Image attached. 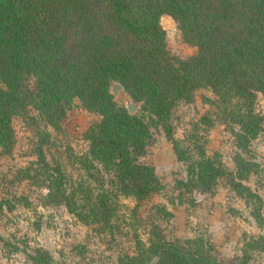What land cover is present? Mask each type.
I'll use <instances>...</instances> for the list:
<instances>
[{
  "label": "trees",
  "instance_id": "1",
  "mask_svg": "<svg viewBox=\"0 0 264 264\" xmlns=\"http://www.w3.org/2000/svg\"><path fill=\"white\" fill-rule=\"evenodd\" d=\"M164 14L177 21L195 54H169L160 25ZM113 81L141 102L139 113L130 115L115 100ZM202 88L215 94L205 100L239 150L236 176L222 166L218 153L210 156L198 146L195 153L174 141L187 171L186 179L175 182L178 197L209 191L229 174L236 194L262 204V196L243 183L258 165L241 152L249 151L264 123L255 109L257 95L264 97V0H0V147L7 152L14 143V116L33 107L57 128L78 99L100 116L85 132L89 145L83 162L111 175L118 194L140 203L164 189L153 166L139 161L152 138L150 127L161 126L171 135L174 109L180 101H193ZM48 177L49 197L75 211L79 206L64 176L53 169ZM112 204L102 190L75 212L107 224L115 214ZM157 209L172 216L164 204ZM211 250L202 236L171 240L153 224L148 240L137 237L118 264H237L219 261ZM250 250L264 251V237L245 243L242 263ZM32 258L37 264L52 261L43 250Z\"/></svg>",
  "mask_w": 264,
  "mask_h": 264
},
{
  "label": "rangeland",
  "instance_id": "2",
  "mask_svg": "<svg viewBox=\"0 0 264 264\" xmlns=\"http://www.w3.org/2000/svg\"><path fill=\"white\" fill-rule=\"evenodd\" d=\"M160 25L172 57L196 53L197 48L184 41L174 18L164 14ZM26 83L31 88L34 79L29 77ZM114 97L124 107L129 101L136 103L134 113L140 112L141 102L123 87ZM205 97L216 98L210 89L202 88L193 101L178 103L170 120L171 135L161 126L150 127L152 138L139 161L153 166L164 189L140 203L118 194L111 175L83 162L89 145L85 132L100 116L88 111L78 99L57 128L46 124L33 107L14 116L12 149L7 152L0 147V264H37L32 258L37 250L51 255L50 264H118L120 255L133 251L137 237L148 240L153 224L171 240L202 236L221 262L264 264L261 250H250L249 259L242 263L245 243L264 237V123L249 151L241 152L258 165L243 183L262 196V204H252L236 194L229 174L221 176L209 191L194 190L178 197L175 182L186 179L187 171L186 164L177 158L174 141L195 153V146L210 156L218 153L222 166L236 176L234 157L239 150L228 126L217 119ZM255 109L264 116L261 94ZM53 169L64 176L68 193H74L79 206L75 211H81L80 206H87L100 191H107L115 206L110 221L83 220L66 202L49 197L48 175ZM160 203L172 216L158 211Z\"/></svg>",
  "mask_w": 264,
  "mask_h": 264
},
{
  "label": "water",
  "instance_id": "3",
  "mask_svg": "<svg viewBox=\"0 0 264 264\" xmlns=\"http://www.w3.org/2000/svg\"><path fill=\"white\" fill-rule=\"evenodd\" d=\"M120 89H122V85L119 83V82H116V81H113L112 84H111V92L113 94L117 93ZM137 105L136 103L132 102V101H129L125 108L127 110V112L130 114V115H133L134 114V111L136 109Z\"/></svg>",
  "mask_w": 264,
  "mask_h": 264
}]
</instances>
